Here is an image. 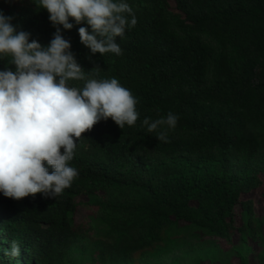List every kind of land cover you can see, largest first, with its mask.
Masks as SVG:
<instances>
[{
  "label": "trees",
  "instance_id": "1",
  "mask_svg": "<svg viewBox=\"0 0 264 264\" xmlns=\"http://www.w3.org/2000/svg\"><path fill=\"white\" fill-rule=\"evenodd\" d=\"M125 2L137 24L116 38L119 56L81 44L86 23L59 27L85 73L117 78L140 117L85 132L70 162L78 176L61 195L0 192V264L157 263L178 249L168 264H264L255 198L264 187V0ZM35 3L0 0V12L46 46L56 28ZM9 61L0 58V70H14ZM169 112L177 125L158 141L142 122ZM80 208L88 213L77 222ZM12 240L15 259L5 255Z\"/></svg>",
  "mask_w": 264,
  "mask_h": 264
},
{
  "label": "clouds",
  "instance_id": "2",
  "mask_svg": "<svg viewBox=\"0 0 264 264\" xmlns=\"http://www.w3.org/2000/svg\"><path fill=\"white\" fill-rule=\"evenodd\" d=\"M35 4L49 13L56 28L46 46L30 41V33L18 31L13 17L0 12V58L10 57L9 64L14 65V70H0V192L14 200L61 195L78 176L70 162L85 132L101 120L110 118L123 129L134 126L140 117L136 97L117 78L97 79L85 73L59 27L71 30L70 19L77 25L86 23L91 33L79 27L81 44L92 54L119 56L122 49L116 38L137 24L130 5L125 0H38ZM69 81L84 83L75 87ZM177 121L169 112L142 123L149 133L157 132L158 141L167 142L168 131ZM5 255L18 258L20 244L12 240Z\"/></svg>",
  "mask_w": 264,
  "mask_h": 264
},
{
  "label": "rangeland",
  "instance_id": "3",
  "mask_svg": "<svg viewBox=\"0 0 264 264\" xmlns=\"http://www.w3.org/2000/svg\"><path fill=\"white\" fill-rule=\"evenodd\" d=\"M264 191V187L262 188V189H259L258 191H257V193H256V195H255V198L256 199H259V201H261V203H259L258 204V202H257V207H256V210H257V212L259 213V212H264V198H263V195H262V192ZM87 211H86V209L85 208H80L79 210H78V212H77V214H76V221L77 222H79V221H81V220H83L86 216H87ZM239 238H240V236L239 235H237V236H235V240H236V242H238L239 241ZM194 241H196V240H194ZM193 241V242H194ZM197 242V241H196ZM223 244H225V243H223ZM201 250V249H200ZM181 252H182V250H176L174 253H171L170 255H169V257H167L166 259H165V261L164 262H157V263H155V262H152V263H146V262H142V263H140V264H168V263H170V262H172V260L175 258V256L176 255H178V254H181ZM180 262L182 263V264H193L192 262H193V260L192 259H190V258H181L180 259ZM203 264H209V262H204Z\"/></svg>",
  "mask_w": 264,
  "mask_h": 264
}]
</instances>
